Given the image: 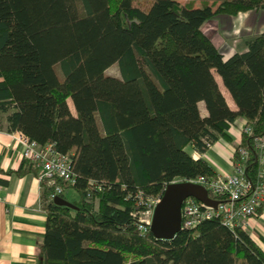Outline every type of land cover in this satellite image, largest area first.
I'll list each match as a JSON object with an SVG mask.
<instances>
[{"label": "trees", "instance_id": "trees-1", "mask_svg": "<svg viewBox=\"0 0 264 264\" xmlns=\"http://www.w3.org/2000/svg\"><path fill=\"white\" fill-rule=\"evenodd\" d=\"M250 9L264 10V0H0V129L53 142L75 174L61 182L77 193L72 205L44 206L43 264H264L246 230L218 217L163 239L139 232L130 213L137 190L156 195L174 178L215 177L186 146L203 153L229 139L236 117L250 128L235 147L247 149L243 173L255 179L264 31L224 56L200 27ZM113 63L118 76L104 72Z\"/></svg>", "mask_w": 264, "mask_h": 264}, {"label": "built area", "instance_id": "built-area-1", "mask_svg": "<svg viewBox=\"0 0 264 264\" xmlns=\"http://www.w3.org/2000/svg\"><path fill=\"white\" fill-rule=\"evenodd\" d=\"M241 129L250 133L249 126L244 123ZM14 132L21 145V158L36 167V178L42 185L48 186V191L44 195L46 201L60 196L64 191L61 182L72 184L75 181V174L70 169L71 155L57 151L53 147V142L39 144L19 132ZM235 145L231 155L232 172L216 173L213 178L198 175L193 178L171 180L199 183L206 189L208 195L216 200V204L212 206L192 196L185 197L180 206V229H191L203 219L210 217H218L220 222L230 229L235 227L245 229L248 225L249 219L262 203L264 195V133L252 136V148L257 153L255 179H248L243 173L247 149ZM161 191L156 195L146 194L141 190L131 194L134 205L130 213L139 232L149 230L153 207L159 200Z\"/></svg>", "mask_w": 264, "mask_h": 264}, {"label": "crops", "instance_id": "crops-1", "mask_svg": "<svg viewBox=\"0 0 264 264\" xmlns=\"http://www.w3.org/2000/svg\"><path fill=\"white\" fill-rule=\"evenodd\" d=\"M239 12L244 15L247 10ZM202 25L203 22L201 29ZM236 37L240 43L234 47L240 46L237 51H241L245 48L244 37ZM221 92L227 105L235 109L228 92L223 88ZM198 107L200 114H205L202 101L198 102ZM243 123L242 117H236L227 129L230 138H217L203 153H198L189 145L186 149L193 158L203 157L216 173H230L232 151L239 141ZM20 149L15 132L0 129V264H43L40 246L46 199L42 185L36 178L37 170L31 168L27 162H22ZM245 230L264 249V242L261 240L264 238V195Z\"/></svg>", "mask_w": 264, "mask_h": 264}, {"label": "rangeland", "instance_id": "rangeland-1", "mask_svg": "<svg viewBox=\"0 0 264 264\" xmlns=\"http://www.w3.org/2000/svg\"><path fill=\"white\" fill-rule=\"evenodd\" d=\"M180 1L183 2L184 0ZM191 4L193 6H200L202 0H191ZM201 30L225 56L240 48V46L234 47L240 43L236 36H243L245 40L258 32L264 31V10L250 9L244 15L241 12L235 15L217 13L203 21ZM104 72L109 75L118 76V69L115 63L109 65ZM58 74L61 76L59 72ZM216 78L218 79V77ZM67 103L71 112L74 113L69 99H67ZM95 119L99 124L97 115H95ZM63 195L68 200L77 198L76 191L71 187H68Z\"/></svg>", "mask_w": 264, "mask_h": 264}, {"label": "water", "instance_id": "water-1", "mask_svg": "<svg viewBox=\"0 0 264 264\" xmlns=\"http://www.w3.org/2000/svg\"><path fill=\"white\" fill-rule=\"evenodd\" d=\"M192 196L205 204L214 206L211 198L199 183L190 181H170L162 188L160 198L155 203L149 223V231L156 238L170 239L180 229V206L182 200ZM53 202L72 205L61 196H55Z\"/></svg>", "mask_w": 264, "mask_h": 264}]
</instances>
